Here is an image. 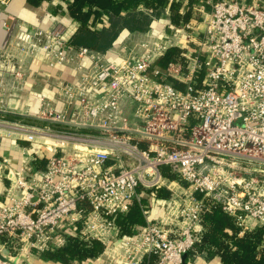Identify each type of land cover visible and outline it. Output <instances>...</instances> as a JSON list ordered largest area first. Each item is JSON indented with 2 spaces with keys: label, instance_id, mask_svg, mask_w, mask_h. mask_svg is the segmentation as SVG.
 <instances>
[{
  "label": "built area",
  "instance_id": "2783aa9c",
  "mask_svg": "<svg viewBox=\"0 0 264 264\" xmlns=\"http://www.w3.org/2000/svg\"><path fill=\"white\" fill-rule=\"evenodd\" d=\"M192 3V23L150 34L118 60L71 44L59 20L11 31L0 48V103L26 85L28 59L67 65L75 81L55 86L53 105L30 92L39 101L33 118L42 123L11 122L29 142L28 158L15 172L3 171L7 158L0 161V176L10 180L0 200V264H26L25 246L40 254L68 235L92 237L80 233L82 225L99 240L103 226L118 233L104 216L175 180L192 189L189 203L174 209L170 197L164 216L154 219L143 209L144 226L116 241L120 264L148 256L152 264H183L203 230L204 197L220 204L240 234L264 224V162L257 161L264 160V0ZM172 46L183 50L184 61L156 67ZM164 165L179 179L164 177ZM240 170L245 175H236ZM177 218L182 225L173 223Z\"/></svg>",
  "mask_w": 264,
  "mask_h": 264
},
{
  "label": "trees",
  "instance_id": "16d2710c",
  "mask_svg": "<svg viewBox=\"0 0 264 264\" xmlns=\"http://www.w3.org/2000/svg\"><path fill=\"white\" fill-rule=\"evenodd\" d=\"M33 5H39L47 0H28ZM61 13H67L76 29L69 41L74 46H85L100 52L105 51L121 31V29L139 30L146 28L150 14H158L161 9L169 6L170 23L180 27L181 23H192L193 0H188L184 5V11L179 12L183 0H58ZM216 1V0H213ZM139 7L146 10L138 9ZM107 18L108 24L100 29L93 27L95 21ZM182 49L172 46L155 62V66L164 69L169 62L184 61L181 55ZM193 54V47L187 50ZM204 76L201 70L195 74L200 81ZM170 80V79H169ZM172 80V79H171ZM170 80V81H171ZM173 81V80H172ZM176 86L181 87L178 81H173ZM11 119H19L9 116ZM26 120V119H23ZM21 143H27L20 141ZM45 159H40L38 168L44 165ZM161 174L168 179H177L176 174L170 167L160 166ZM183 185H186L184 182ZM150 198H141L140 201L131 200L128 209L124 212H115L114 215L104 216L105 220H112L122 236H132L145 224L143 209L150 211V218L154 219L165 212L169 205L171 192L164 186L151 187L145 190ZM197 198L203 194L195 192ZM208 207L201 215L203 230L200 239L193 248L186 253L183 264H192L201 257L208 262L217 264H264V224L257 225L253 229L240 234V228L234 219L228 215L220 206L209 198H203ZM152 212V215H151ZM105 244L94 237L66 236L65 243L54 249H45L40 256L49 260L69 264L73 261L81 262L88 258H97L103 252ZM153 258L148 256L145 264H152ZM144 264V263H143Z\"/></svg>",
  "mask_w": 264,
  "mask_h": 264
},
{
  "label": "crops",
  "instance_id": "0c3cea01",
  "mask_svg": "<svg viewBox=\"0 0 264 264\" xmlns=\"http://www.w3.org/2000/svg\"><path fill=\"white\" fill-rule=\"evenodd\" d=\"M188 0H183V4L179 9V12L184 11V5ZM59 1L47 0L41 2L39 5H33L28 0H8L5 5L0 6V48L4 47L8 40L11 31L18 29H26L30 26H39L42 28L49 27L54 20L61 21L67 28L65 38L69 41V37L72 36L76 29V23L73 22L71 17L65 12L61 13L58 7ZM60 4V3H59ZM138 9L149 11L145 8L139 7ZM170 11L169 6L161 9L158 14H150L149 22L146 28L142 31L128 30L126 28L121 29L111 45L103 52L97 51L105 59L118 60L121 56H127L128 53H135L138 51L137 44L143 39L147 38L150 34H156L162 36L163 34L173 33V25L169 19ZM108 24L107 18L102 17V21H95L93 27L100 29ZM70 42V41H69ZM71 43V42H70ZM85 47V46H84ZM88 48V47H87ZM91 49V48H90ZM93 50V49H92ZM134 57V56H133ZM85 66L89 65L87 59L83 60ZM25 79L26 85L20 91L17 96L5 97L4 102L0 103V116L9 117L16 116L19 119L28 123H37L33 118L34 113L38 109L39 101L30 92L43 93L49 99V102L53 105L57 101L56 94L54 92L55 86L58 84L70 83L75 81V76L67 65H58L53 68L48 67L41 59L30 60L28 59L26 65ZM57 108L62 106L56 105ZM10 118V117H9ZM42 123V121H38ZM6 134L0 133V161L3 158L8 159V163L3 166V171L6 172L7 168L11 171H18L22 169L28 156L25 151L26 145H21L19 140L6 137ZM24 141V140H23ZM30 153V152H29ZM9 176L1 174L0 176V200H6V191L9 186ZM152 215V212H151ZM164 216L161 214L156 217ZM78 218L77 214L72 216ZM77 224V223H76ZM80 225V224H78ZM103 236L100 237L103 243L108 245L103 252L97 258H88L84 261H73L69 264H120L116 258L118 252H120V245L116 244V241L120 235L116 232H112L109 227H102ZM82 235L97 237L98 232H92L87 230L85 226H81ZM65 243L60 242V246ZM22 260L26 264H63L53 260L43 258L37 254L33 249L29 250L26 246L21 251ZM147 257H144L140 264H145ZM204 258H200L193 261L192 264H217L215 262H208Z\"/></svg>",
  "mask_w": 264,
  "mask_h": 264
},
{
  "label": "rangeland",
  "instance_id": "374dc122",
  "mask_svg": "<svg viewBox=\"0 0 264 264\" xmlns=\"http://www.w3.org/2000/svg\"><path fill=\"white\" fill-rule=\"evenodd\" d=\"M199 1V0H198ZM174 30V29H173ZM174 33V31H173ZM171 33V34H173ZM178 45L179 46H183V41L182 40H178ZM1 120H3L4 122L2 123ZM15 120V121H14ZM11 122H23L21 120L18 119H11V118H3L0 116V133H4L11 139H16L17 141H23L22 136L24 135L23 132L19 131L18 129H16L15 127H13L11 125ZM23 142H27L21 145H29L28 141H23ZM172 172H174L176 175V178L179 179L178 174L176 173V171L172 170ZM234 170H228V173H231ZM236 175H245V172L243 170H240L239 172H236ZM170 181V180H169ZM177 183V184H176ZM181 183V184H180ZM178 182L175 180V184H168L167 182H164L165 185H169V191L171 192V199H173V204H174V209H176V207H178L179 209L182 208V206H186L189 203V199H190V195L192 194V189L189 186H184V182ZM171 188V189H170ZM172 203V201H171ZM170 220V219H169ZM173 223L177 224V225H182L183 222H181V220L179 218L174 219Z\"/></svg>",
  "mask_w": 264,
  "mask_h": 264
},
{
  "label": "water",
  "instance_id": "95a60500",
  "mask_svg": "<svg viewBox=\"0 0 264 264\" xmlns=\"http://www.w3.org/2000/svg\"><path fill=\"white\" fill-rule=\"evenodd\" d=\"M252 160H255V159H252ZM257 161H260V162H264V160H257ZM3 252L6 254L7 253V250H3ZM185 259H186V253L182 255V263L185 262Z\"/></svg>",
  "mask_w": 264,
  "mask_h": 264
}]
</instances>
